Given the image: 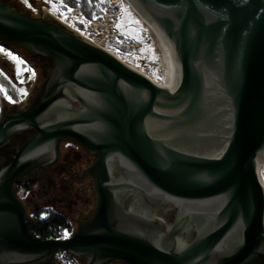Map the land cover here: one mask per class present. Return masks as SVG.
I'll return each mask as SVG.
<instances>
[{"label": "water", "instance_id": "95a60500", "mask_svg": "<svg viewBox=\"0 0 264 264\" xmlns=\"http://www.w3.org/2000/svg\"><path fill=\"white\" fill-rule=\"evenodd\" d=\"M174 45L165 90L44 10L0 0V44L44 69L29 102L3 109L0 264H264V0H130ZM72 141L93 207L65 239L37 237L15 185ZM164 208L170 215H162Z\"/></svg>", "mask_w": 264, "mask_h": 264}, {"label": "rangeland", "instance_id": "374dc122", "mask_svg": "<svg viewBox=\"0 0 264 264\" xmlns=\"http://www.w3.org/2000/svg\"><path fill=\"white\" fill-rule=\"evenodd\" d=\"M2 1L16 6L21 11L32 16H38L41 7H47L56 17L61 18L64 22L72 23V27L82 31L87 30L89 40L96 41L101 45L100 47L113 54L124 64L133 66L140 74L151 75L155 80H159L163 75L162 58L157 49L156 40L149 33L148 27L145 26L127 0H117L118 4H112L111 0H107V6L95 5V9L99 12V15H93L90 19L83 15L79 5L81 1L89 3L90 0H27V3L24 0ZM71 1L76 4L71 6ZM53 4H56L57 8H53ZM73 8L80 10L82 15L80 22L75 20V13L72 12ZM67 14H71L69 20L66 19ZM91 21L99 24L95 28L88 29L85 22L89 24ZM118 24L120 27H117ZM110 26L113 27L114 37L100 42V39H98L99 32L105 31L109 33L107 28ZM0 49H3V51H0L1 116L3 109L25 106L37 90L45 72L41 67V62H37L25 50L13 45L2 44H0ZM8 53L11 55H8ZM14 57L18 58V60L14 59ZM71 147H74L71 142H62L60 144L62 156L70 152ZM74 149L76 150V154H81V150L78 147L75 146ZM81 164L83 166L84 162ZM76 188H79V191L77 190L73 196L76 197L80 194L81 199L80 201L77 200L76 207L72 211L67 206L56 207L53 205L51 207L54 212L67 219L72 230L76 228L75 221L81 219L84 214L89 213L93 207V194L90 190L89 182L85 180L80 186H76ZM22 192V190L18 191V197L24 203H32L28 207L29 215H32L35 209L33 208L35 202L39 209L45 207V200L39 201L41 193H39L36 184L31 187L30 192L24 194ZM39 216L42 218L45 214H39Z\"/></svg>", "mask_w": 264, "mask_h": 264}, {"label": "flooded vegetation", "instance_id": "af4514ba", "mask_svg": "<svg viewBox=\"0 0 264 264\" xmlns=\"http://www.w3.org/2000/svg\"><path fill=\"white\" fill-rule=\"evenodd\" d=\"M31 135L32 132L29 131L20 136L15 137L0 150V154L4 156L6 159H9L13 154L15 147L18 144L24 142V140ZM68 142H71V144H73L74 147L75 146L78 147L81 150V154H76L75 153L76 150L74 149V147H71L70 152L63 154V156L61 154L60 159L57 163H55L50 167L44 168L40 172H38L36 181H32L31 179H28L23 182V183H27V182L31 183L32 186L36 184L39 193H41V197L39 198V201L45 200L44 202L45 207H43V209L42 208L39 209L38 205L35 202L33 206V208L35 209L32 212V215H29L28 207H30L32 203L30 202L24 203L18 197L16 193L17 184L15 185L16 196L26 207V215L32 220H34L35 226L38 222L39 214H45V215L49 213L57 214L56 212H54L53 209H51L53 205H55L56 207L67 206L72 211L76 207L77 200L80 201L81 199L80 194H78L76 197L73 196L77 190L79 191V188L77 189L76 186H80L81 183L85 180L90 184V181L86 176L82 177V172L86 167H88L92 163L94 156L84 151L77 143L72 141H68ZM83 162L84 165L82 166L81 163ZM30 191L31 189L27 192ZM92 206H93V200H92ZM157 211L162 215H168V214L170 215V213L164 210V208H158ZM89 213L84 214L82 218H84V216L88 215ZM116 264H120V263H116Z\"/></svg>", "mask_w": 264, "mask_h": 264}, {"label": "bare ground", "instance_id": "6f19581e", "mask_svg": "<svg viewBox=\"0 0 264 264\" xmlns=\"http://www.w3.org/2000/svg\"><path fill=\"white\" fill-rule=\"evenodd\" d=\"M129 5L134 9L138 14L141 20L144 22L145 26L148 27L149 33L155 38L157 49L161 55V63L163 65V75L159 80H155L152 76L144 75L147 77L155 86L165 90L173 89L179 78V63L174 56V45L173 43L165 36L162 31L151 23L132 3L130 0H127ZM122 2V1H121ZM66 25V24H65ZM68 26V25H67ZM101 27V26H100ZM71 28V27H70ZM103 28V26H102ZM89 40V38L85 37ZM93 45L100 47L101 45L96 41L89 40ZM102 48V47H100ZM128 66V65H127ZM132 70L138 72L133 66H128ZM139 73V72H138ZM143 75V74H142ZM261 163V162H260ZM257 165V169L260 165Z\"/></svg>", "mask_w": 264, "mask_h": 264}, {"label": "trees", "instance_id": "16d2710c", "mask_svg": "<svg viewBox=\"0 0 264 264\" xmlns=\"http://www.w3.org/2000/svg\"><path fill=\"white\" fill-rule=\"evenodd\" d=\"M71 6H74L76 3L71 1ZM80 9L83 15L90 19L93 15H99V12L95 9V5L107 6V0H90L89 3L81 1ZM90 6V8H88ZM95 13V14H94ZM32 187L31 183H18L16 185V193L19 190H22L23 194L27 193ZM72 228L68 223L67 219L58 214L49 213L44 217L38 216V222L33 229L34 234L43 239H64L67 238L72 233Z\"/></svg>", "mask_w": 264, "mask_h": 264}, {"label": "built area", "instance_id": "2783aa9c", "mask_svg": "<svg viewBox=\"0 0 264 264\" xmlns=\"http://www.w3.org/2000/svg\"><path fill=\"white\" fill-rule=\"evenodd\" d=\"M112 4H118L117 0H111ZM41 10L46 11L48 14H50L51 16H53L54 18H56L57 20L63 22L64 24L68 25L69 27H71L73 30H75L76 32H78L79 34H81L84 37L88 38V31H82L80 29H76L74 27H72V23H68V22H64L61 18L56 17L55 14H53L47 7H41ZM72 12L75 13V20L77 22H80L82 20V15L80 13V10L77 8H73ZM71 17V14H67L66 15V19L69 20ZM111 19V18H109ZM88 22H85L86 27H88V29H92L97 27V25L99 23L96 22H89V24H87ZM104 28V27H103ZM109 33L105 32V31H100L99 32V37L98 39H100V42H103L109 38H113L114 37V32H113V27H108L107 28ZM151 76V75H149ZM257 177L258 180L261 184L263 193H264V159L261 161L258 169H257ZM65 239V238H64ZM54 264H82L76 257H74L73 255H71L70 253L66 252V251H58L54 254Z\"/></svg>", "mask_w": 264, "mask_h": 264}, {"label": "snow or ice", "instance_id": "6c2138e0", "mask_svg": "<svg viewBox=\"0 0 264 264\" xmlns=\"http://www.w3.org/2000/svg\"><path fill=\"white\" fill-rule=\"evenodd\" d=\"M24 2L27 3V0H24ZM29 6H30V5H29ZM52 7H53V8H57V5H56V4H53ZM117 27H120V25L118 24ZM0 51H3V49H0ZM8 55H11V54L8 53ZM14 59H17V60H18V58H15V57H14ZM20 62L23 63L22 61H20Z\"/></svg>", "mask_w": 264, "mask_h": 264}]
</instances>
